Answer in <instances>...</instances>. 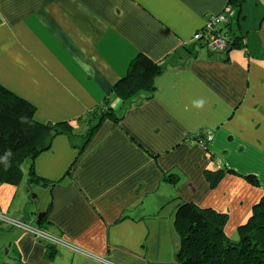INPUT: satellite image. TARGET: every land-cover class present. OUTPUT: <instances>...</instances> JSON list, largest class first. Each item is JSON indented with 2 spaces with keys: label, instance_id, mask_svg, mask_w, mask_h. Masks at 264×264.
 I'll return each mask as SVG.
<instances>
[{
  "label": "crops",
  "instance_id": "crops-1",
  "mask_svg": "<svg viewBox=\"0 0 264 264\" xmlns=\"http://www.w3.org/2000/svg\"><path fill=\"white\" fill-rule=\"evenodd\" d=\"M242 1L232 28L244 47L216 56L194 37L230 0H0V86L37 122L71 129L35 159L37 181L28 167L0 183L2 216L69 246L0 220V264H177L180 202L227 213L239 241L264 196V0ZM139 54L165 71L130 107L114 88ZM106 100L121 121L78 149ZM218 171L233 173L212 189Z\"/></svg>",
  "mask_w": 264,
  "mask_h": 264
},
{
  "label": "trees",
  "instance_id": "trees-1",
  "mask_svg": "<svg viewBox=\"0 0 264 264\" xmlns=\"http://www.w3.org/2000/svg\"><path fill=\"white\" fill-rule=\"evenodd\" d=\"M242 0H230L231 10L239 7ZM232 20L228 24L216 28L218 36L228 38V46L223 54L229 55L234 50L243 49L242 38L232 28ZM198 43V42H197ZM208 48L206 40L196 44ZM165 68L146 55L139 54L131 63L128 75L114 88L116 97L124 105L132 106L140 96L150 101L156 93L155 80L163 74ZM109 100L90 114V122H94L84 136V149L93 134L107 119H116ZM96 121V122H95ZM66 123L49 125L35 120V108L26 101L17 98L0 86V183L17 186L23 178V164L30 162L29 175L34 174L35 159L49 151L54 140L62 135H69L70 126ZM197 139L206 147L208 156L213 158L209 149L206 133H198ZM226 171L207 172L206 179L212 189L216 188ZM252 184L255 178L246 177ZM32 181H37L33 175ZM164 181L176 185L179 177L174 174L164 176ZM229 217L227 213H219L213 209L202 208L194 203L180 202L177 207L174 227L181 238L177 264H264V196L254 208L251 216L239 229L240 239L230 240L225 227ZM48 244L49 241L44 240ZM48 247H51V245Z\"/></svg>",
  "mask_w": 264,
  "mask_h": 264
},
{
  "label": "built area",
  "instance_id": "built-area-1",
  "mask_svg": "<svg viewBox=\"0 0 264 264\" xmlns=\"http://www.w3.org/2000/svg\"><path fill=\"white\" fill-rule=\"evenodd\" d=\"M232 16H233V12H232L230 7H227L224 10V12L219 14V15L210 16L205 27H204V29H203V31L196 34V36L194 37V43H197V42L199 43L201 40H206L207 46H209V49L212 52H223L224 50H226V48L228 46V43H227L228 38L218 36L216 34V28L221 26V25L228 24L230 22ZM197 137H198V135H197ZM208 140L210 141L211 139L208 138ZM0 220L6 221L15 227H18L22 230L30 232L37 237L40 236V237L48 240L52 244L61 245V246L62 245L69 246V245H67V243L62 242L61 239L53 238L47 234H43V233L37 231L36 229L32 228L31 226L26 225L23 222L14 221L12 219L6 218L5 216H2L1 214H0Z\"/></svg>",
  "mask_w": 264,
  "mask_h": 264
},
{
  "label": "rangeland",
  "instance_id": "rangeland-1",
  "mask_svg": "<svg viewBox=\"0 0 264 264\" xmlns=\"http://www.w3.org/2000/svg\"><path fill=\"white\" fill-rule=\"evenodd\" d=\"M200 51H202V52H209V50H208V48L207 49H199ZM213 53H216V54H223L222 52H213ZM217 56V55H216ZM30 166V163H29V161H27V162H25V165L23 166V170L25 171V172H27L28 173V167ZM6 217H8L7 215H5ZM9 219H11L10 217H9ZM12 220H13V218H12ZM14 221H18V220H15L14 219ZM27 222H29L28 220H26ZM18 222H25V221H18ZM27 222H25V224L27 223ZM26 225H28V226H30L28 223L26 224Z\"/></svg>",
  "mask_w": 264,
  "mask_h": 264
},
{
  "label": "clouds",
  "instance_id": "clouds-1",
  "mask_svg": "<svg viewBox=\"0 0 264 264\" xmlns=\"http://www.w3.org/2000/svg\"><path fill=\"white\" fill-rule=\"evenodd\" d=\"M202 104H203V102L201 101V102H197L196 103V107H201L202 106Z\"/></svg>",
  "mask_w": 264,
  "mask_h": 264
}]
</instances>
